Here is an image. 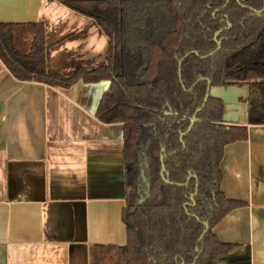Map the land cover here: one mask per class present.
Returning <instances> with one entry per match:
<instances>
[{"label":"trees","instance_id":"16d2710c","mask_svg":"<svg viewBox=\"0 0 264 264\" xmlns=\"http://www.w3.org/2000/svg\"><path fill=\"white\" fill-rule=\"evenodd\" d=\"M60 1L94 18L108 38L103 66L48 73L41 23L0 22V60L22 81L61 88L108 82L95 115L123 123L126 243L95 247L91 264H218L235 245L213 227L244 204L221 191L220 164L225 147L247 130L226 124L223 100L209 91L182 141L180 134L202 106L207 80L210 87L246 84L255 105L249 120L264 124L256 107H264V11L253 12L263 0ZM167 106L172 115H164Z\"/></svg>","mask_w":264,"mask_h":264},{"label":"crops","instance_id":"0c3cea01","mask_svg":"<svg viewBox=\"0 0 264 264\" xmlns=\"http://www.w3.org/2000/svg\"><path fill=\"white\" fill-rule=\"evenodd\" d=\"M0 22L43 25L48 73L105 64L108 38L95 19L60 0H0ZM107 87L18 80L0 60V264H91L95 247L125 245L123 123L95 115ZM209 91L226 124L247 130L220 164L221 191L244 204L213 227L235 245L218 264H264V124L249 120L246 84Z\"/></svg>","mask_w":264,"mask_h":264},{"label":"water","instance_id":"95a60500","mask_svg":"<svg viewBox=\"0 0 264 264\" xmlns=\"http://www.w3.org/2000/svg\"><path fill=\"white\" fill-rule=\"evenodd\" d=\"M263 11H264V0H263V6H262V8H261L260 10H253V12H254L256 15H260ZM218 33H219V32L215 33V37L218 35ZM217 44H218V45H217V48L215 49V51L218 50V48H219V44H220V41H217ZM215 51H214V52H215ZM200 80H202V78H198L197 81H196L194 84H196V83L199 82ZM194 84H193V85H194ZM209 90H210V82L207 80V88H206V92H205V95H204V99H203L202 106H201L200 108H198V109L195 110L193 116H192L191 119H190V124H189L188 128L186 129V131H184V132H182V133L180 134V140H181V141H182V137H183L185 134H187V133L189 132V130L191 129V127H192L194 121L196 120V114H197V113L203 108V106L205 105V103H206V101H207V98H208ZM167 108H168V110L164 112V115H172V111L170 110V108H169L168 106H167ZM162 160H163V156L160 157V161H161L160 175H161L162 177H164L165 168H164V165H163V163H162ZM190 177H191V175H189V176L187 177V180H188ZM140 181H142V182L145 183V185H146V187H147V189H146V191H145V194L147 195V194H148V186H149V184L146 182V175H145L144 169H141V170H140ZM164 181H165L166 183H168V180H167V179H164ZM196 189H197V185H196V187H195V190H196ZM194 195H195V193H194L193 195L190 196V199H191V200L193 199V196H194ZM141 201H142V199L139 201V203H141ZM208 227H209V225H208V221H205V222H204V230H203L201 236L199 237L198 242L202 239V236L206 233V231L208 230Z\"/></svg>","mask_w":264,"mask_h":264},{"label":"flooded vegetation","instance_id":"af4514ba","mask_svg":"<svg viewBox=\"0 0 264 264\" xmlns=\"http://www.w3.org/2000/svg\"><path fill=\"white\" fill-rule=\"evenodd\" d=\"M140 182H142V181H140ZM142 202V201H141Z\"/></svg>","mask_w":264,"mask_h":264}]
</instances>
